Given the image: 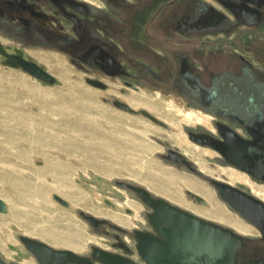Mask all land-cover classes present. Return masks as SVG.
<instances>
[{"label": "flooded vegetation", "instance_id": "1", "mask_svg": "<svg viewBox=\"0 0 264 264\" xmlns=\"http://www.w3.org/2000/svg\"><path fill=\"white\" fill-rule=\"evenodd\" d=\"M39 49L65 56L90 74V81L108 86V79L120 82L123 92L146 89L176 97L208 118L206 123L186 125L188 138L214 152L222 168L233 169L264 188V0H0V60H5L2 51L16 55L18 50ZM173 151L182 155L179 161ZM162 158L207 180L221 200L211 180L264 203L249 183L206 175L178 147L168 148ZM116 185L143 206L142 218L134 216L130 207L125 211L136 223L132 226L80 212L93 232L105 236L111 246L76 252L84 264H106L99 258L104 252L133 264H148L139 251L142 239L148 235L164 240L151 221L155 211L134 189L137 186ZM104 203L116 208L109 198ZM235 214L257 234L204 219L241 237L234 264H264L263 230ZM22 244L28 258L43 264ZM0 264L28 263L0 252Z\"/></svg>", "mask_w": 264, "mask_h": 264}, {"label": "rangeland", "instance_id": "2", "mask_svg": "<svg viewBox=\"0 0 264 264\" xmlns=\"http://www.w3.org/2000/svg\"><path fill=\"white\" fill-rule=\"evenodd\" d=\"M23 52L58 83L46 85L0 60V198L9 205V213L0 214V252L5 257L35 264L26 255L21 237L82 254L91 246L111 247L105 236L93 232L80 212L107 216L128 226L136 224L125 208L134 209V216L141 219L143 206L116 182L144 187L193 213L187 204L209 210V206L193 202L182 183L166 187L160 180L157 170L189 180L201 189L212 188L204 178L166 163L162 156L168 148H180L206 175L227 178L234 184L249 183L264 198V188L233 169L222 168L213 158L214 152L188 138L186 125L206 123L208 118L176 97L146 89L123 92L120 82L108 79L106 90L97 89L86 82L90 74L63 55L44 49ZM36 55L54 56L60 61V70L54 73ZM114 98L130 105L132 100H140L139 108L165 121L169 128L119 110L112 103ZM170 192L180 202L171 199ZM54 194L71 207L61 206ZM106 198L115 202L116 208L107 207ZM247 232L257 234L255 229Z\"/></svg>", "mask_w": 264, "mask_h": 264}, {"label": "water", "instance_id": "3", "mask_svg": "<svg viewBox=\"0 0 264 264\" xmlns=\"http://www.w3.org/2000/svg\"><path fill=\"white\" fill-rule=\"evenodd\" d=\"M2 55L5 57L3 61L5 66L20 69L46 85L54 86L58 83L53 74L32 58L27 57L23 51H16V55H9L2 51ZM86 82L101 90H106L108 87L98 81L87 79ZM112 103L119 110L145 117L159 126L169 128L165 121L144 108H133L118 98H114ZM221 153L228 161L240 167V164L231 159L225 151ZM171 154L176 161L182 157L177 151ZM211 182L220 192L223 202L264 233L263 202L241 193L231 185L213 180ZM134 189L142 200L155 211L151 216V221L156 231L164 238L160 240L145 235L142 239L139 251L148 264H234L235 255L241 247L239 235L229 228L196 216L165 199L154 198L152 193L144 187L137 186ZM186 193L197 204L209 206L200 195L190 190ZM53 199L66 209L71 207L67 200L57 194L53 195ZM7 213H9V205L0 198V214ZM21 240L43 264H68L69 262L84 264V259L72 250L55 249L30 237H22ZM103 254L104 256L99 258L106 264H133L108 253Z\"/></svg>", "mask_w": 264, "mask_h": 264}, {"label": "bare ground", "instance_id": "4", "mask_svg": "<svg viewBox=\"0 0 264 264\" xmlns=\"http://www.w3.org/2000/svg\"><path fill=\"white\" fill-rule=\"evenodd\" d=\"M36 57L39 59V61H41L47 65H50L51 71H53L54 73L60 70L59 69L60 61L57 58H55L54 56L36 55ZM131 103H132L131 106L133 108H136V109H138L140 107V104H141L140 100H132ZM101 128L103 129V127H101ZM185 153H189V151L186 150ZM203 169L208 171L204 167H203ZM156 172H157L160 180L165 181L166 187L175 186L179 183H182L184 185L183 187H185L186 190L193 191L194 193L200 195L203 199H205L207 201L209 208H210L209 210H203V209L197 207L195 204L192 205L193 203L187 204L186 206L193 209L192 211H194V213H196L202 217H205L209 220H215V221H219L221 223L230 225V226L234 227L235 229H237L243 233H246L247 231H250V230H254V228L251 227L249 224L245 223L243 219H240L239 217H233L236 215L234 213H232L231 211H229L227 206L217 198V196L215 195L216 193L214 192V190L212 188L204 187L203 189H201L198 186H196L193 182L186 180L182 177L176 176L172 173L162 171V170H157ZM232 182H234V181H232ZM254 192L256 193L255 189H254ZM167 195L169 197H171V199H173L175 201L177 200L180 202L179 198L177 196H175L174 193L170 192ZM1 222H7V221L2 220ZM239 222L243 226H246L245 227L246 231L243 230L244 228H242L243 226H241V224H239Z\"/></svg>", "mask_w": 264, "mask_h": 264}]
</instances>
